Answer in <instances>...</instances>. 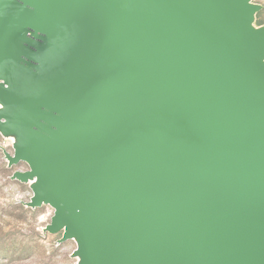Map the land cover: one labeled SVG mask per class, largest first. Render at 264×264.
<instances>
[{
  "label": "water",
  "instance_id": "water-1",
  "mask_svg": "<svg viewBox=\"0 0 264 264\" xmlns=\"http://www.w3.org/2000/svg\"><path fill=\"white\" fill-rule=\"evenodd\" d=\"M248 0H0V130L85 264H264V26Z\"/></svg>",
  "mask_w": 264,
  "mask_h": 264
},
{
  "label": "rangeland",
  "instance_id": "rangeland-1",
  "mask_svg": "<svg viewBox=\"0 0 264 264\" xmlns=\"http://www.w3.org/2000/svg\"><path fill=\"white\" fill-rule=\"evenodd\" d=\"M247 4L256 9L249 27L252 30L263 27L264 0H248ZM7 111L21 112L0 103V117ZM17 142L18 131L0 130V264H85L78 237L63 240L64 230L57 233L46 230L54 207L49 204L33 207L36 181L22 180L16 174L29 170L28 164L9 159Z\"/></svg>",
  "mask_w": 264,
  "mask_h": 264
},
{
  "label": "trees",
  "instance_id": "trees-1",
  "mask_svg": "<svg viewBox=\"0 0 264 264\" xmlns=\"http://www.w3.org/2000/svg\"><path fill=\"white\" fill-rule=\"evenodd\" d=\"M257 24H261V22H260V21H258V22H257Z\"/></svg>",
  "mask_w": 264,
  "mask_h": 264
}]
</instances>
